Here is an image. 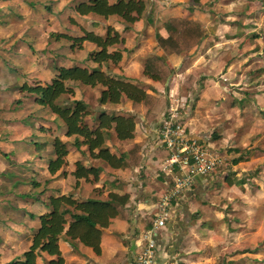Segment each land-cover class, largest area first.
<instances>
[{
    "label": "crops",
    "instance_id": "0c3cea01",
    "mask_svg": "<svg viewBox=\"0 0 264 264\" xmlns=\"http://www.w3.org/2000/svg\"><path fill=\"white\" fill-rule=\"evenodd\" d=\"M77 1L0 0V264L22 257L39 226L37 216L47 210L50 196L72 193L74 198L92 196L105 199L109 192L128 195L123 206L126 218L120 211L102 229L100 254L78 241L72 244L61 235L58 240L61 256L64 264H134L143 244L142 232L153 225L157 196L171 177L164 167L169 152L157 131L162 118L170 109L182 104L183 99L177 100L180 85L177 81L174 87L175 75L167 82L168 91H165L163 79L152 80L143 75L147 58L155 54L161 56L163 50L158 46L153 51L155 43L143 44L145 36L142 34L136 36V33L129 32L126 35L120 24L113 25L122 33V46L129 52L122 51V58L116 65L108 64L107 67L102 64V68L138 83L147 93L153 94L156 98L150 109L153 118L148 119L134 111L132 102L125 98L118 103L98 102L101 85L73 88L72 98L83 101L91 112L86 117L89 126L100 110L135 116L131 138L119 140L112 136L106 140L111 152L127 154L126 163L120 167L111 168L91 157L85 145L74 146V135L63 134L56 115L38 104L33 94L20 90L22 82L28 85L49 82L56 74V67L96 66L88 59L89 52L97 50L94 43L83 41L80 48L72 49L66 39L52 36L53 33L80 36L82 29L103 33L102 26L111 17L103 20L91 14L80 15L73 10ZM199 2L201 0L194 4ZM140 20H136L129 30L138 29ZM178 57L175 53L170 54L166 63L175 62ZM204 95L200 98L203 99ZM189 130L188 133L192 132L191 128ZM55 136L68 147L66 165L61 169L63 175L59 172L50 174L47 169L49 159L54 157L52 139ZM135 145L138 149L129 153ZM235 159L238 160L236 163L240 162L239 157ZM77 161L84 166L99 168L96 181L80 178L76 182L71 172ZM9 171H13L11 175ZM193 178L191 187L172 202L165 225L155 231L156 264H209L211 258L215 259L209 256L213 239L219 242L236 240V236L232 240L233 233L228 231L223 211L214 203L219 193L212 189V175H195ZM226 181L229 185L236 183L230 175ZM237 232L241 236L245 228L239 227ZM53 258L55 256L43 252L36 258V264H47L46 260ZM233 259L241 264L239 258L232 257L229 261ZM241 262L246 263L244 258Z\"/></svg>",
    "mask_w": 264,
    "mask_h": 264
},
{
    "label": "rangeland",
    "instance_id": "374dc122",
    "mask_svg": "<svg viewBox=\"0 0 264 264\" xmlns=\"http://www.w3.org/2000/svg\"><path fill=\"white\" fill-rule=\"evenodd\" d=\"M144 2L139 28L129 30L130 25L122 31L142 34L143 44L155 43L153 51L159 46L157 37L167 36L169 19L184 17L200 23L204 31L196 44L175 53L179 55L175 62L167 64L168 55L162 53L168 71L161 79L168 91L167 82L175 75L174 87L177 81L180 85L177 100L183 99L176 106L177 116H183L187 132L191 128L193 137L223 156L222 164L210 174L212 189L219 193L214 203L223 211L232 240L233 236L236 240L213 239L209 256L215 259L209 264H239L235 259L229 261L232 257L241 264L242 258L243 264H264V0ZM106 22L121 25L115 18ZM119 48L125 47L120 44ZM238 157L240 162L233 164ZM228 175L236 183L227 184ZM239 227L245 228L241 236Z\"/></svg>",
    "mask_w": 264,
    "mask_h": 264
},
{
    "label": "trees",
    "instance_id": "16d2710c",
    "mask_svg": "<svg viewBox=\"0 0 264 264\" xmlns=\"http://www.w3.org/2000/svg\"><path fill=\"white\" fill-rule=\"evenodd\" d=\"M189 1L197 3L199 0ZM145 8L144 0H78L73 10L80 15L91 14L103 20L108 17L115 18L118 23H121L123 30L140 19ZM165 28L168 32L167 36L157 37V42L166 55L180 53L196 44V41L204 35L200 23L184 17L169 19ZM102 29V34L85 29H82L80 36L52 34L55 38L66 39L72 49L80 48L83 41L94 43L97 50L89 52L88 59L96 63V66L89 67L81 64L56 67V74L49 82L44 84L35 82L31 85L22 82L20 90L33 94L38 104L56 115L61 122L63 134L74 135V146L85 145L91 157L103 161L111 168H117L126 163L127 154L111 152L106 140L112 136L119 140L131 138L135 129V116L130 113H107L100 110L92 118L94 121L92 126H89L86 117L91 112L83 101L72 98L74 86L101 85L98 102L118 103L122 98L128 99L132 102V109L144 114L148 119L154 117L150 109L156 98L153 94L147 93L138 83L123 76L110 74L102 68L103 65L108 67V64L119 63L122 51H125V48H119V45L124 43V37L114 26L107 23L102 26ZM162 58L164 57L158 55L147 58L142 71L143 75L152 80L166 77L168 69ZM52 146L54 157L48 161V172L50 174L59 172V175H63L64 172L61 169L66 165L65 157L68 147L58 136L52 139ZM137 149L138 145H135L129 153L132 154ZM236 161L238 160H233L234 163ZM98 171V167L84 166L77 161L71 175L76 182L80 178L96 181ZM127 199V194L114 192H109L105 199L92 196L74 198L72 193L50 196L47 210L37 216L39 226L31 237L29 247L23 251L21 258L11 259L3 264H36V258L43 252L55 256L53 259L46 260L47 264H64L58 246L61 235L72 244L78 241L90 247L95 254H100L102 229L107 227L110 220L120 211L123 212L122 217L126 218L123 206Z\"/></svg>",
    "mask_w": 264,
    "mask_h": 264
},
{
    "label": "built area",
    "instance_id": "2783aa9c",
    "mask_svg": "<svg viewBox=\"0 0 264 264\" xmlns=\"http://www.w3.org/2000/svg\"><path fill=\"white\" fill-rule=\"evenodd\" d=\"M157 132L169 152L164 167L171 177L157 196L153 225L142 232L143 244L134 264H156L158 245L155 231L165 225L172 202L191 187L195 175H210L223 161L220 153L185 130L176 108L170 109L162 118Z\"/></svg>",
    "mask_w": 264,
    "mask_h": 264
}]
</instances>
